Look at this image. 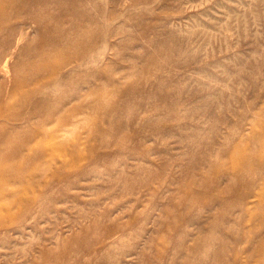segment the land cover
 I'll return each mask as SVG.
<instances>
[{
    "label": "rangeland",
    "instance_id": "obj_1",
    "mask_svg": "<svg viewBox=\"0 0 264 264\" xmlns=\"http://www.w3.org/2000/svg\"><path fill=\"white\" fill-rule=\"evenodd\" d=\"M0 264H264V0H0Z\"/></svg>",
    "mask_w": 264,
    "mask_h": 264
},
{
    "label": "bare ground",
    "instance_id": "obj_2",
    "mask_svg": "<svg viewBox=\"0 0 264 264\" xmlns=\"http://www.w3.org/2000/svg\"><path fill=\"white\" fill-rule=\"evenodd\" d=\"M50 141H51V140H50ZM50 141H49V142H50Z\"/></svg>",
    "mask_w": 264,
    "mask_h": 264
}]
</instances>
